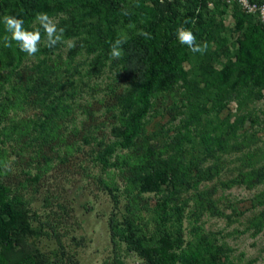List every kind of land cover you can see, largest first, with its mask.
I'll use <instances>...</instances> for the list:
<instances>
[{"label":"trees","instance_id":"1","mask_svg":"<svg viewBox=\"0 0 264 264\" xmlns=\"http://www.w3.org/2000/svg\"><path fill=\"white\" fill-rule=\"evenodd\" d=\"M37 13H47L64 29L65 41H74L75 46L68 48L63 60L57 52L65 44L46 47L40 29L39 52L29 57L15 44L3 46L6 33L0 23V70L8 71L0 92L9 86L0 110L28 106L41 114L11 122L8 128L1 118L0 143L15 142L22 156L31 149L39 154L45 145L58 155L51 143L59 138L61 121L74 114L69 99L76 93L74 82H61L59 74L80 73L75 60L85 54L89 77L107 68L122 87L108 109L116 120L110 130L113 139H102L92 158L102 172L118 170L124 177L123 189L98 179L113 203L108 220L113 251L118 253L123 246L140 264H233L229 248L196 223L206 212L220 215L213 200L216 187L200 189L223 171L219 154L255 146L257 135L264 134V109L235 115L230 109L235 101L264 103V26L258 16L218 0H164L163 4L160 0H0V17L17 16L26 30L40 27ZM226 19L231 26L225 25ZM180 27L192 31L198 43L206 42L207 51L193 54L181 45L176 39ZM141 30L151 39L137 35ZM118 37L127 43L121 59L113 60L110 45ZM30 58L32 64L25 67ZM13 75L19 84L10 82ZM168 100L170 105L165 103ZM162 105L166 113L161 112ZM153 112L170 115V122L178 120L171 127H160L159 144L149 143L156 135L146 129ZM233 125L237 129L232 130ZM120 151L131 152L133 158L118 156ZM256 155L255 150L246 153V160L241 158V169L221 183L223 190L239 185L252 189L254 180L264 182V165L255 166ZM40 159L36 173H27L32 183L53 168L51 157ZM2 169L0 157V264H49L50 259L28 241L37 217L30 214L20 193L1 180ZM148 195L154 196L153 205ZM254 198L264 206V190ZM187 218L194 225L186 236ZM251 223L257 232L263 230L264 209ZM61 258L56 264H67Z\"/></svg>","mask_w":264,"mask_h":264},{"label":"rangeland","instance_id":"2","mask_svg":"<svg viewBox=\"0 0 264 264\" xmlns=\"http://www.w3.org/2000/svg\"><path fill=\"white\" fill-rule=\"evenodd\" d=\"M225 25L231 26L229 19L225 20ZM230 42L231 40L227 45ZM67 50L65 44L57 52L63 60L66 59ZM86 59L85 54H80L75 60L80 66V73L59 74L61 82H74L76 93L71 100L69 99L74 114L61 121L64 123L60 125L59 138L51 143L58 155L45 145L39 154L37 149H31L24 150L22 156L15 150L17 149L15 142L4 140V144L0 143L3 168L1 180L11 186L14 192L20 193L30 214L36 215V220L32 222L34 233L30 235L28 241L32 247L50 259L49 264H56L57 260L60 262L61 257L67 264H117L115 258L120 259L123 264H140L136 255L126 252L123 246L118 253L113 251L108 229L113 203L110 195L102 190L98 183V179L101 178L109 186L123 189L124 177L118 170L102 172L92 160L99 142L102 139L106 142L113 139L110 130L116 120L108 109L114 103V95L121 92V80L107 68L103 69L99 76L89 77L87 74L89 60ZM31 64V58L24 62L25 67ZM7 74V70H0V84ZM10 82L19 84L17 76L14 75ZM7 89L8 85L1 89L0 102L4 101L3 96ZM165 103L170 105V100ZM160 109L166 113L164 105ZM230 109L232 115L245 110L257 112V109H264V103L252 101L244 104L235 101ZM36 115H41L40 111L30 109L28 106L0 110V119L5 117L2 125L6 128L11 122L36 118ZM177 123L178 120L170 122V115L161 117L154 112L151 113L146 129L151 136L154 134L156 136L149 143L159 144L161 126L167 128ZM231 128L235 130L237 126L233 125ZM256 139L255 146L242 149L238 153L219 154L223 171L217 179L200 186V189L216 187L213 200L216 201V209L220 215L206 212L196 225L201 226L208 236H215L219 244H225L229 248V257L233 264H264V226L261 232H257L251 223L264 209V206L256 204L257 200L254 198L264 190V182L254 180L255 185L252 189L245 185L224 190L221 187V183L237 176L241 169V158L246 160L247 152L256 150L258 160L255 166L259 168L264 165V134L259 133ZM143 144L144 142L140 145ZM14 151L19 152V155ZM117 155L133 158L132 153L126 151H120ZM42 156L53 159V168L38 182L32 183L30 176L36 173V162L42 161L40 159ZM31 163L32 168L29 166ZM5 166H8V170H5ZM245 170L249 171L248 167ZM147 197L153 205L154 196ZM184 225L187 236V230L194 222L187 218ZM50 228L54 229L56 234ZM58 239L61 240L62 247Z\"/></svg>","mask_w":264,"mask_h":264},{"label":"clouds","instance_id":"3","mask_svg":"<svg viewBox=\"0 0 264 264\" xmlns=\"http://www.w3.org/2000/svg\"><path fill=\"white\" fill-rule=\"evenodd\" d=\"M231 4L232 0H228ZM163 4L164 0H160ZM240 3L245 7L249 13H253L256 9V5H251L248 0H240ZM259 11L264 12V7H261ZM127 14V13H125ZM36 22L39 24V28L34 31L26 30L24 27V20L12 15H4L0 17V23L4 26L5 35L2 37L3 46L5 48H11L15 44L19 51L25 53L29 57H35L39 52V45L42 40V33L40 29H43V38L46 43V47L55 48L58 44H67L68 48L75 46L73 42H67L64 38V29L58 28L57 23L47 13H37L35 17ZM134 27V25H129ZM137 35L151 39V34L143 30L139 31ZM176 39L181 44L186 46L193 54H204L208 49V44L198 43L196 36L192 31L180 27L176 30ZM127 43L126 38H116L111 42L109 56L113 60H119L123 56V45ZM5 170H8V166H5Z\"/></svg>","mask_w":264,"mask_h":264},{"label":"built area","instance_id":"4","mask_svg":"<svg viewBox=\"0 0 264 264\" xmlns=\"http://www.w3.org/2000/svg\"><path fill=\"white\" fill-rule=\"evenodd\" d=\"M218 1L221 2L222 4H225L228 8H232L235 4H237L242 10V12H244L245 14H250V15L256 14L259 18L260 23L264 26V12L259 11L261 7H264V3L251 2L250 0H248L249 4L257 6V9L253 13H249L248 10L242 6L240 0H232L231 4H229L228 0H218ZM210 6H212V4H210Z\"/></svg>","mask_w":264,"mask_h":264}]
</instances>
